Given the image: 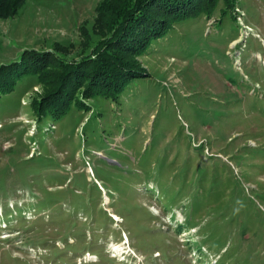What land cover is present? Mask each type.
<instances>
[{"label": "rangeland", "instance_id": "1", "mask_svg": "<svg viewBox=\"0 0 264 264\" xmlns=\"http://www.w3.org/2000/svg\"><path fill=\"white\" fill-rule=\"evenodd\" d=\"M142 1L0 0V264H264V0Z\"/></svg>", "mask_w": 264, "mask_h": 264}, {"label": "trees", "instance_id": "2", "mask_svg": "<svg viewBox=\"0 0 264 264\" xmlns=\"http://www.w3.org/2000/svg\"><path fill=\"white\" fill-rule=\"evenodd\" d=\"M152 1L143 0L142 1L141 10H140V12H138L137 14H135V16H136V18H139V20H138V22L140 23V24H138L139 30H141V27H143L142 33L145 32V34H148L151 31L152 36L150 38H152V37H155L156 38V37H159L160 35H163V33L165 32V30H164L165 24L163 23V21L161 22V20L158 21L159 19L156 18L155 15L151 14V12L149 11L150 8L152 7L149 4ZM189 1L192 2V0H189ZM165 2H166L167 8L169 10H171V11L169 13L167 12V13L162 14V12L160 13V11H163L164 10V7H166V6H163L162 5ZM191 2L188 4L186 0L185 1H183V0H161V4L160 5H158L155 8H153V7L152 8L155 9V12H157L159 15L161 14V15L164 16V17L162 16V20L164 18H170L172 20L173 19L176 20V19H179V18H185L184 17V14L185 13H190V17L194 16V15H191V14H192V12H195V8H197L198 5L196 4V0H194L192 2V5H191ZM185 6H187V7H185ZM184 7L186 9H184ZM135 8H137V7H133L131 9V11H133ZM130 12H129V15L128 16L131 17ZM157 21H158V23H156ZM163 30H164V32H163ZM128 33H130L132 35L134 34L133 32H129V31H128ZM124 38H126V34L123 36L122 39H124ZM138 40H140V39H138ZM141 40H143V38H141ZM144 47L141 49L142 51H144L143 50ZM109 63H111V64H117L116 62L114 63L113 61L111 62V61L108 60V63L107 64L109 65ZM130 73H128L127 71H125L124 72V76H122L121 79L122 80H124L125 78L127 79V77H129L128 75H130ZM135 76H137V75H134V76H131V77H135ZM100 80H102V79H100ZM117 84H118V82L115 81L113 83V87H114V85H117ZM114 89H115V87H114ZM57 96L60 97V95H57ZM60 99L62 101V98H60ZM42 112H44V110Z\"/></svg>", "mask_w": 264, "mask_h": 264}]
</instances>
